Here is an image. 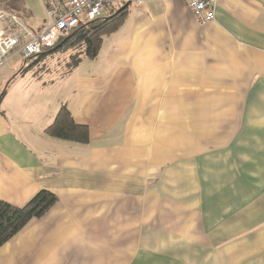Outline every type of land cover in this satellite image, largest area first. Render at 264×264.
<instances>
[{
  "label": "crops",
  "instance_id": "0c3cea01",
  "mask_svg": "<svg viewBox=\"0 0 264 264\" xmlns=\"http://www.w3.org/2000/svg\"><path fill=\"white\" fill-rule=\"evenodd\" d=\"M127 11L54 92L5 62L0 200L58 201L0 264H264V0H217L204 25L186 0ZM63 106L88 143L46 134Z\"/></svg>",
  "mask_w": 264,
  "mask_h": 264
},
{
  "label": "built area",
  "instance_id": "2783aa9c",
  "mask_svg": "<svg viewBox=\"0 0 264 264\" xmlns=\"http://www.w3.org/2000/svg\"><path fill=\"white\" fill-rule=\"evenodd\" d=\"M47 21L37 32L14 13L0 6V65L15 55L29 60L54 49L81 24L105 17L129 0H41ZM158 0H134L144 4ZM164 1V0H160ZM195 22L207 24L215 18L217 0H186Z\"/></svg>",
  "mask_w": 264,
  "mask_h": 264
},
{
  "label": "trees",
  "instance_id": "16d2710c",
  "mask_svg": "<svg viewBox=\"0 0 264 264\" xmlns=\"http://www.w3.org/2000/svg\"><path fill=\"white\" fill-rule=\"evenodd\" d=\"M127 13V8L120 12L116 10L105 17L81 24L54 49L29 60H35V58L41 59L43 56L54 54L59 50L67 48L73 50L77 47L78 50L72 56L73 63L68 70L70 72L84 58L94 59L97 57L103 39L121 27ZM46 134L52 138L76 143L86 144L89 142V130L87 126L76 124L71 112L64 106L58 112L54 122L47 128ZM57 201L58 198L47 190L38 192L23 207H15L0 200V249L31 220L45 216Z\"/></svg>",
  "mask_w": 264,
  "mask_h": 264
},
{
  "label": "rangeland",
  "instance_id": "374dc122",
  "mask_svg": "<svg viewBox=\"0 0 264 264\" xmlns=\"http://www.w3.org/2000/svg\"><path fill=\"white\" fill-rule=\"evenodd\" d=\"M15 3L21 7L20 10L13 9L14 14L18 16L21 21L23 17L27 20L29 18L30 23H32L35 27L45 24L47 21V15L41 0H17ZM1 8L5 9L3 7ZM5 10L10 11L8 9ZM76 50H78L77 47L73 50L67 48L56 51L54 54H50L48 56L45 55L41 59L35 58V60H30L24 74L19 77L20 81L23 83L27 81L35 83L39 82L42 85H47L48 87L53 86L51 91L54 92L55 84H58L61 81V75H64L70 69L73 63L72 56L76 53ZM19 62L20 59L17 57L9 63L4 62L0 65V85H2L1 83L4 82L5 78L9 79L16 73L18 69L13 72L15 67L14 64L18 65Z\"/></svg>",
  "mask_w": 264,
  "mask_h": 264
},
{
  "label": "water",
  "instance_id": "95a60500",
  "mask_svg": "<svg viewBox=\"0 0 264 264\" xmlns=\"http://www.w3.org/2000/svg\"><path fill=\"white\" fill-rule=\"evenodd\" d=\"M131 2H134V0H129L128 3L125 4V6H123V8L120 9L118 12H120V11H122L123 9L127 8Z\"/></svg>",
  "mask_w": 264,
  "mask_h": 264
}]
</instances>
